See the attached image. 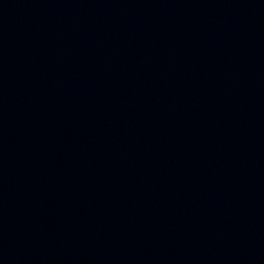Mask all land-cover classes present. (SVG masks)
Masks as SVG:
<instances>
[{
    "label": "water",
    "instance_id": "water-1",
    "mask_svg": "<svg viewBox=\"0 0 264 264\" xmlns=\"http://www.w3.org/2000/svg\"><path fill=\"white\" fill-rule=\"evenodd\" d=\"M0 264H264V0H0Z\"/></svg>",
    "mask_w": 264,
    "mask_h": 264
}]
</instances>
